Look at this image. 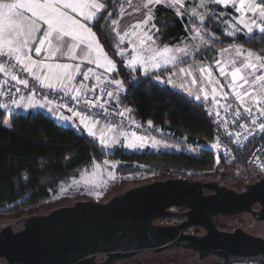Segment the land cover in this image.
Here are the masks:
<instances>
[{
    "label": "trees",
    "instance_id": "trees-1",
    "mask_svg": "<svg viewBox=\"0 0 264 264\" xmlns=\"http://www.w3.org/2000/svg\"><path fill=\"white\" fill-rule=\"evenodd\" d=\"M101 2L104 8L90 27L116 66L114 78L122 81L124 94L120 101L130 110L129 118L138 125L161 126L163 132L156 136L158 140L183 149L188 147L194 153L116 151L105 155L97 139L80 129L60 125L47 114L13 113L6 125V114L0 110V213L36 208L49 201L62 183L105 158L119 161L118 174H170L175 178L199 179L216 170L208 146L219 134L206 105L155 82L151 76L130 71L119 55L125 45L120 42L113 23L120 10L128 5L127 0ZM190 4L188 1L187 5ZM211 7L206 24L212 56L217 49L238 45L264 58V34L241 30L235 37L228 35L227 28L220 23L235 15L234 7L223 8L218 4ZM152 17L160 44L173 45L186 36L187 20L163 4L154 8ZM250 150L248 147L235 152L237 166L244 168Z\"/></svg>",
    "mask_w": 264,
    "mask_h": 264
},
{
    "label": "water",
    "instance_id": "water-1",
    "mask_svg": "<svg viewBox=\"0 0 264 264\" xmlns=\"http://www.w3.org/2000/svg\"><path fill=\"white\" fill-rule=\"evenodd\" d=\"M252 176L258 182L241 193L172 178L130 188L106 202L79 201L25 219L24 230L11 236L13 240L0 237V252L21 264H97L98 253L106 254L101 264H117L166 247L190 250L201 259L264 261V238L242 230L220 232L213 223L214 217L249 212L255 204L264 221V178L256 172ZM205 189L214 194L203 195ZM172 207L187 209L177 215L186 220L174 227H154L152 222ZM188 226H199L205 233L184 235Z\"/></svg>",
    "mask_w": 264,
    "mask_h": 264
},
{
    "label": "rangeland",
    "instance_id": "rangeland-1",
    "mask_svg": "<svg viewBox=\"0 0 264 264\" xmlns=\"http://www.w3.org/2000/svg\"><path fill=\"white\" fill-rule=\"evenodd\" d=\"M188 1L191 3L190 5H187ZM129 2H131V0H127V4ZM211 2L212 0H203V1L201 0H191V1L190 0H180V2L176 3L174 7H170L166 4L161 3L165 7L173 10L180 17H185V15H188V12H191L190 16L197 19V22H198L197 23L196 21H194L195 23L192 25L191 23H189L190 24L188 28L189 35L183 37L178 42V48L180 49L184 46V48L190 51L189 53H191L192 58L185 63L184 60H180L181 58L180 56L184 52L182 51L181 53H179V57L175 62L176 66L171 69L172 77L170 79L168 77L169 75L168 72L170 71V69L169 68L161 69V67L165 65H169V64H172L173 66L175 65V63L173 64V60H170V57L168 56V52L165 53L163 56L156 55L157 52H162V50L167 47L160 44L157 36L154 33V31H156L155 26L154 28H151L148 26L149 22L142 23V21H139L136 23V24L139 23L141 25L139 29H134L133 26L136 24L131 25L127 27L126 29L123 27H119V26L115 28L116 33H118L119 39L121 36H123L124 39L123 40L120 39V40L122 42H126V47L123 48L119 54L124 59L125 66L133 73L139 72L140 75L142 76H151L153 77V80L155 82L161 85H163L162 81H164L168 83L171 82L170 84L177 86L179 81L181 84L182 82L181 80H183V74L185 73V70H188V69L190 70L188 75L193 76V80H194L193 82L195 83H196V80L194 79V74L196 71L199 72L201 83L204 82V85L201 90L199 88L200 92L194 97L195 98L194 100L206 105L207 111L209 109V105L207 101L210 100V98L214 96L216 91L220 90L219 85L217 86V84H215V81L218 79L219 76L222 75L220 72L221 67H224L226 74L230 73L233 65L230 64L229 66L227 65V63L229 64L231 60L232 61L238 60V62L236 63V66H239L240 61H242L244 57L246 56L245 54H247L248 52H252L250 50L248 51L247 49H244L239 46L238 47L230 46L227 48L217 49V51H215L216 55L212 56L213 48L211 44L207 41L209 37V33H210L209 30L207 29L209 28V25L206 24V22L208 21L210 10H212L211 6L214 5ZM202 4L203 6H201ZM222 5H224V3ZM228 5H230V2L226 6ZM126 17H127V22H130L127 15ZM244 18L249 19L247 17H244ZM151 19L153 20V17ZM220 25H224L227 28L225 30L228 33V35L232 37L237 36L236 34L240 32V31H237L240 28L238 27L239 25L236 19H229L225 22H221ZM241 25H242L241 29H244V32H245V30L247 29L243 26V24ZM152 29H154V31ZM133 32H135V34H132ZM256 32H259V31L256 30ZM145 33L150 35L152 39L148 40L144 36ZM237 48L241 50V55L236 58L235 56H237L236 55ZM224 49H227V51L226 52L223 51ZM252 53L254 55H258L255 52H252ZM136 56H140L142 59L139 62L133 63L132 62L133 58ZM153 57H155V60H153ZM199 59H207L208 61H202ZM196 60H198L199 62H203L204 67L202 66V64H200L197 70H195L194 64L197 62ZM216 60H220L221 63H216ZM154 63H158L159 66L158 67L153 66ZM181 69H183L184 71H181ZM201 69H205L206 71L202 72ZM167 70L168 72L165 73V71ZM257 74H261V73H257ZM226 78L227 79L229 78V80H231L230 75H226ZM30 80L35 81L36 84L38 83L41 87L40 82L36 80L33 76H31ZM116 81H119L120 83L117 84ZM114 83L118 87L122 86V81L120 79L114 80ZM224 83H226V85L228 84L227 82H224ZM42 87H47V86H42ZM87 88L91 90L90 84L88 83H87ZM214 89H215V92L213 91ZM221 89L227 90L228 88L226 89L224 85ZM101 90H104L106 92L107 87H104V89H101ZM101 90L97 89L93 91L101 92ZM122 91H124V88L122 89ZM115 93H117V91ZM230 93H234V89L230 90ZM123 94L124 92L118 95L119 97L118 101L117 100L114 101L113 99H111V97H109L113 105H116V107L119 104L125 105L120 101V98L122 97ZM108 95H109V92H108ZM27 96H30L31 99H33V101L35 102L38 100L47 101L46 99H42L41 97L35 96L34 94H29L24 97H21L19 99V103L16 102L14 106L15 105L20 106L21 103L25 101L24 99ZM244 100L251 102L248 100L247 97L244 98ZM125 108L127 110L126 115L129 118L130 110L126 106ZM132 123L136 124L133 121ZM111 129L116 130L117 135L110 137V139H108L107 137V139L104 142H101V143L99 142L100 148L105 153V155H112L116 151H121L122 153H125V154L135 153V152L179 153L182 150L188 153H194L188 147H185L183 149L171 143L158 140L156 136L145 138L143 139V141L135 140V138L132 135L134 132L132 130H129L125 126H122V127L115 126V127H111ZM134 140L137 144H140L142 142L143 147H139V146L135 148L126 147L127 143L133 142ZM105 161H107L108 163H105ZM119 164L120 163L118 160L109 159V158H105L99 164L93 163L88 168L80 171L77 174V176L62 183L57 189V191L54 194H52L49 201H46L36 207L38 208V210L35 209L36 212L26 210L25 214L23 215L27 216V215L34 214V213L47 214L52 209L60 207L64 204H68V206H71L73 203H76L79 201L106 202L110 198H112L113 196L119 193H122L130 188L137 187L146 182L152 181L155 177L156 178L173 177L170 174H163L161 176L148 175V174H125V173L118 174L116 172V169L119 166ZM233 166H232L233 167L232 170L234 172L238 173V171H240L239 174L245 173V167L242 168L237 165H233ZM250 223L251 221L248 219L246 215H240V216H234L233 218L222 219L221 221H219V227L225 228L227 230H232L239 226L242 228H247L250 225ZM193 231L195 230H192V232ZM252 232L261 233V235L264 234V224L257 223L255 228H253ZM222 261L223 260H221V262ZM215 263L216 264L220 263V260H218L215 257H209L204 260H199L198 255H196L195 253H192L190 251L172 249L160 255H156L153 253L143 254V255L141 254V255H138V257L134 258V260L132 261H129V262L120 261L117 264H215ZM226 264H264V261L255 260V259H241V260H230V261H227Z\"/></svg>",
    "mask_w": 264,
    "mask_h": 264
},
{
    "label": "snow or ice",
    "instance_id": "snow-or-ice-1",
    "mask_svg": "<svg viewBox=\"0 0 264 264\" xmlns=\"http://www.w3.org/2000/svg\"><path fill=\"white\" fill-rule=\"evenodd\" d=\"M179 2L180 0H171L169 6L174 7ZM213 2L226 4L230 0H213ZM153 3L159 4L161 0H148V3L143 5V7L149 8V15L148 19L142 23H148L151 20L149 5ZM233 6L238 12L248 11L252 13L251 19H245L242 16L238 20V23L243 24L248 33L258 30L264 34V0H238V3L233 2ZM103 8L104 4L96 2V0H14V2H2L0 0V57L6 55L16 61V64L11 67H8L11 64V59L0 62V72L10 75L13 81L27 86V80L18 79L13 74L14 69L19 66L22 71L38 80L41 86L54 89L58 85L66 87L75 78L74 72L80 70L79 64L46 62L59 56H66L72 60L79 56V58L87 60L88 63H96L98 67H106L107 71H111L114 68L112 61L104 53L92 28L87 25V21L94 20ZM66 9H70L72 13L82 17L84 22L74 18L68 11H65ZM133 27L139 29L141 25L138 23ZM144 36L148 40L152 39L147 33ZM120 39L123 40L124 37L121 36ZM33 41H38V43L33 44ZM33 48L37 56H40L43 51L45 59H33L30 55ZM169 51L168 48H164L162 52H157L156 55L163 56ZM177 51L182 52L184 50L177 49ZM223 51L226 52L227 49ZM93 54H95L94 58ZM236 55H241L239 48L236 49ZM141 59L140 56H136L132 62H139ZM217 63L220 62L217 61ZM232 65L230 73L226 74L224 67H221L220 72L222 75L231 76L229 86L234 89L236 99L243 104L244 98L247 97L252 103L260 105V116H264V71H262L264 70V58L248 52L240 61L239 66H236L235 61H232ZM153 66L158 67L159 64L154 63ZM41 70H44L43 73ZM181 71L184 70L181 69ZM201 71L206 70L201 69ZM90 72L91 69L89 72L83 73L85 79L88 78ZM116 83L119 84L120 82L116 81ZM72 91L73 89L67 88L66 94ZM213 91L215 92V89ZM79 94L80 89H76L72 99H78ZM245 111L251 114L252 109L248 107L245 108ZM77 115L79 114L77 113ZM252 123L255 124L256 120L253 119ZM259 130L264 132V123L259 124ZM132 135L135 140L143 141V138L136 137L135 133ZM135 140L127 143L126 147H143L142 142L137 144ZM105 163L108 162L105 161Z\"/></svg>",
    "mask_w": 264,
    "mask_h": 264
},
{
    "label": "built area",
    "instance_id": "built-area-1",
    "mask_svg": "<svg viewBox=\"0 0 264 264\" xmlns=\"http://www.w3.org/2000/svg\"><path fill=\"white\" fill-rule=\"evenodd\" d=\"M228 4V3H226ZM247 17L252 18L250 12ZM38 43V42H37ZM33 56H37L33 51ZM11 58L6 56L0 57V62L8 61ZM16 61L11 59V64L15 65ZM13 74L18 79L28 81L27 86L13 81L14 85L0 94V110L17 102L21 97L34 94L37 97L51 101L53 107L66 112L72 117L78 119L88 127L90 133L94 127L101 126L102 131L115 126H125L132 130L137 137L143 139L162 134V127L142 126L133 124L126 115L125 105H113L108 91L101 90L95 92L87 88V83L82 81L80 84L74 83L71 87L72 92H67V88L40 87L35 81L30 80L31 76L22 71L17 66ZM80 85V86H79ZM216 91L214 96L207 101L209 105L208 115L218 131L217 138L208 146L212 153L217 166L236 165L237 157L235 152H242L251 147L249 155L246 158L244 167L246 171H252L264 176V132L259 130V124L264 123V116H260L258 104L245 101L243 104L236 99L234 93L225 89ZM80 89L78 99H72L75 90ZM246 98V97H245ZM251 107V114L245 111V108ZM77 113L79 115H77ZM253 119L256 123L253 124ZM90 125V129H89ZM244 125V127H241ZM86 133V132H85ZM89 135V133L87 132ZM90 136V135H89ZM262 137V138H261ZM216 145V147H213Z\"/></svg>",
    "mask_w": 264,
    "mask_h": 264
},
{
    "label": "crops",
    "instance_id": "crops-1",
    "mask_svg": "<svg viewBox=\"0 0 264 264\" xmlns=\"http://www.w3.org/2000/svg\"><path fill=\"white\" fill-rule=\"evenodd\" d=\"M201 1H203V0H201ZM2 2H14V0H2ZM96 2L102 3L101 0H96ZM170 2H171V0H163V1H161V3L166 4L168 6H169ZM233 2L238 3V0H230V5H228V6H226L227 4L225 5V3H224V5H222L223 3H220L219 5H222L223 8H225V7L232 8V7H234L233 6ZM146 3H148V0H133V1L131 0V2L128 3V5L124 6L120 10L118 18L115 21L114 28L119 26V27H123V28L126 29L127 27H129L131 25H134V24H136L139 21L147 20L148 19V15H149V8L143 7V5L146 4ZM161 3H159V4H161ZM211 3L212 4H217V3L213 2V0H212ZM159 4L153 3V4L149 5V7L151 8V16H152V12H153L154 8L157 5H159ZM65 11H68V13L70 15H72L74 18L80 19L81 22H84L82 17L78 16L76 13H72L70 9H66ZM206 11H208V10H206ZM233 12H234L235 15L231 16V19H236V21L239 20V17L240 18L242 16L243 17H247V15L250 13L248 11L238 12L236 7H234V11ZM100 13L97 14V17L99 16ZM190 14H191V12H188V15H185V17H184L187 20V23H186V36L189 35V30H188L189 25H190L189 23H191V25H192V24L195 23L194 21L197 22V19H195L192 16H190ZM126 15L128 16L130 22H127ZM124 18H125V20H124ZM92 22H93V20L87 21V25L90 27ZM153 25H154V23H153V20L151 19L149 21V23H148V26L151 27V28H154ZM238 25H239L238 27L240 29H238L237 31H241V30L244 31V29H241L242 28L241 23H238ZM152 30L154 31V29H152ZM246 31L247 30H245V32ZM155 32L156 31H154V33ZM117 35H118V33H117ZM118 38H119V36H118ZM37 42L38 41H33L32 43L36 44ZM120 42L122 44H124L125 47H126V42H122L121 40H120ZM163 46H166L170 50V52H168V56L170 57V60H173V64H174L176 62V60L178 59V57H179V53H181V51H177V49H179L178 48V43H175L173 45H163ZM232 46H237L238 47V45H231V47ZM228 47H230V46H228ZM239 47H242V46H239ZM180 49L184 50L183 51L184 53L180 56L181 57L180 60H184L185 63H186L187 61H189L192 58V55H191V53H189L190 51L188 49L184 48V46L182 48H180ZM33 51H34V48L30 51V55L32 56L33 59H37V60H44L45 59V54H44L43 51H42L40 56H33ZM77 52H79V49H77ZM119 53H120V51H119ZM94 56H95V54H93V58H94ZM6 57H8V56H6ZM172 57H174V59H172ZM235 57L237 58L238 56H235ZM8 58H10V57H8ZM108 59H110V58L108 57ZM199 60L208 61L207 59H199ZM196 61L197 62L194 64L195 65V70H197V68H198V66L200 64H202V66L204 67V65H203L204 63L203 62H199L198 60H196ZM217 61L220 62V60H216V63H217ZM234 61L236 63L238 62V60H234ZM46 62H49V63H68V64H72V65H75V64H79L80 65V70L74 72V77L75 78L72 81H70L67 84L66 87H61V86L58 85L60 88H67V87L69 88L74 83H76V84L79 83L80 84L82 81H85L86 83L90 84L91 90H97V89L101 90V89H104V87H107V91L109 93H112V95H109V97H111V99H113L114 101H116V100L118 101V98H119L118 95H120L121 93L124 92V91H122V89H123L122 86L118 87L114 83V80H116L114 78V74L116 73V66H115L113 61H112V63L114 65V68L111 71H107L106 67H98L96 63H88L87 60L81 59V58H79V56L75 60L69 59L66 56H59V57L53 58L52 60L46 61ZM101 62L103 63V61H101ZM230 64H232V60L229 62V64L227 63V65H229V66H230ZM175 66H176V63L173 66H172V64H169V65L162 66L161 69H164V68H166V69L169 68L170 69L169 72H168V70L165 71V73L168 72V74H169L168 77L170 79L172 77V75H171V71L172 70L171 69L173 67H175ZM89 69H91V72L89 73L88 78L85 79L83 73L89 72ZM158 70H160V69H158ZM43 71L44 70H41V73H43ZM189 71H190L189 69L185 70V73L183 74V80H181L182 81L181 84H180V81H179L177 86L176 85L174 86V85L170 84L171 82H169V83L168 82H164L161 79L162 84L163 85L167 84L172 89H175V90L187 95L189 98L195 99L194 97L200 92V90L202 89V87L204 85V82L201 83L200 74L197 71L194 74V79L196 80V83L193 82L194 81L193 80V76L188 75ZM218 80L222 81L223 83L227 82L228 84L227 85H226V83L223 84L222 82H220ZM229 82L231 83V80H229V78L227 79L226 75H221L215 81V84H217V86L219 85V86H222V87L225 85L226 89L228 88L227 90L230 91V90H233V88L229 87V85H230ZM12 84H14V83H13L10 75H8V74H6L4 72H0V94L3 93L4 91H6L8 88H10L12 86ZM212 84H214V83H212ZM110 87H111V89H110ZM199 88H200V90H199ZM116 91H117V93H115ZM24 100L25 101L22 102L21 105L19 104L20 106H16V105L14 106V104H16V102H15V103L5 107L2 110L6 114V119H5V121L7 122V123L5 122L6 124H8L10 116L13 113L41 112V113H44V114H47V115L51 116L58 124H60V125H62L64 127H70V128H73V129H80V130H82V131H84L86 133L88 132L90 136H92L95 139H97V141L100 142V143L104 142L107 139V137H108V139H110V137L117 135L116 130H114L115 128L114 129L109 128L106 131H102L101 130V126H99V125L95 126L93 128L94 131L92 132V134H90V131L88 130V127L85 126L82 122L78 121L77 118L70 116L66 112H63V111L59 110L56 107H53L48 101L38 100V101L35 102V101H33V99H31L30 96H27ZM17 103H19V100L17 101ZM89 129H90V125H89Z\"/></svg>",
    "mask_w": 264,
    "mask_h": 264
},
{
    "label": "flooded vegetation",
    "instance_id": "flooded-vegetation-1",
    "mask_svg": "<svg viewBox=\"0 0 264 264\" xmlns=\"http://www.w3.org/2000/svg\"><path fill=\"white\" fill-rule=\"evenodd\" d=\"M233 167L232 166H219L218 165V166H216L215 172L210 174V176H206V177L199 178V179H195V178H193V179L192 178H184V179H189V180L194 181V182L201 181V182L210 184V186H212V188L228 189V190H232L236 193L244 192V191H246L247 186H250V185L258 182V180L254 176H252V171H246L245 170V173L239 174L240 171H238V173L234 172L232 170ZM262 177L264 178V176H262ZM172 178H175V177H170V178H156L155 177L152 181L146 182L144 184L152 183L154 181H165V180H169ZM175 179H181V178H175ZM202 192H203V195H205V196L214 194V192L212 190H208V189H205ZM65 206H68V204H64L60 207H65ZM60 207H57V208H60ZM57 208H55V209H57ZM35 209L38 210V208H23V209H18L16 211L9 210L8 212L0 213V237L2 236L3 241H7V239L13 240L11 238V236L21 234V232L25 228L24 227L25 226V221H24L25 219L33 217V216L46 215L45 213H34V214L27 215V216L23 215V214H25L26 210L36 212ZM52 210H54V209H52ZM185 212H187V209H184V208H175V207L168 208V209H166L165 215L155 219L152 222V225L154 227H157V228H168V227L177 226V225L181 224L184 220H186V218L177 217V215L183 214ZM258 212H260V206L255 204V205H253V207L250 208L249 212H244L242 214L234 215V216L246 215L248 217V219L251 221L250 225L247 228H242L239 226V227H236L232 230H227L225 228L219 227V221H221L222 219H226V218H233L234 216H221L220 215V216L213 218V223H214L215 227L217 228V230H219L220 232H233L234 230H242L243 232H246L248 235H251V236L253 235L256 237L264 238V234L261 235V233L252 232L253 228H255L257 223L264 224V221H261L260 218L258 217V215H257ZM239 224H240V222H239ZM192 230H195V231L192 232ZM189 231L192 233H190ZM204 233H205V231L199 226H188L186 228V230H183L184 235L202 236ZM172 249L173 250L177 249V250L190 251V250H185L182 248L166 247L163 250L158 251V252L146 251V252L141 253V254L143 255V254L153 253L156 255H160V254H164V252L172 250ZM190 252H192V251H190ZM192 253H194V252H192ZM141 254H139V255H141ZM195 254L198 255L197 253H195ZM42 256H44L43 252H42ZM6 257L7 256H5V255H1V252H0V264H21V263H14ZM136 257H138V255ZM209 257H215V256H207V257H204L201 259L198 255L199 260H204V259H207ZM105 258H106L105 253H98L94 258V262H96L97 264H101L105 260ZM215 258H217V257H215ZM132 260H134V258ZM132 260H129V261H132ZM218 260H220V259H218ZM236 260H241V259H236ZM129 261H124V262H129ZM34 262L37 263L36 260ZM223 262H225V261H223Z\"/></svg>",
    "mask_w": 264,
    "mask_h": 264
}]
</instances>
